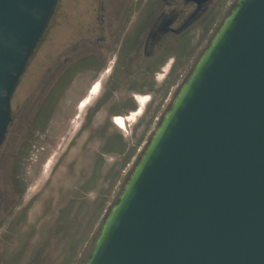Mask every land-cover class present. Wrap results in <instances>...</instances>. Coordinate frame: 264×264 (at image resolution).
<instances>
[{
  "label": "water",
  "instance_id": "obj_1",
  "mask_svg": "<svg viewBox=\"0 0 264 264\" xmlns=\"http://www.w3.org/2000/svg\"><path fill=\"white\" fill-rule=\"evenodd\" d=\"M58 2L0 0V149L12 96ZM103 145L76 191L117 179L125 159ZM136 147L123 184L89 215L92 253L74 262L75 240L65 264H264V0H230L149 140Z\"/></svg>",
  "mask_w": 264,
  "mask_h": 264
},
{
  "label": "flooded vegetation",
  "instance_id": "obj_2",
  "mask_svg": "<svg viewBox=\"0 0 264 264\" xmlns=\"http://www.w3.org/2000/svg\"><path fill=\"white\" fill-rule=\"evenodd\" d=\"M218 1L196 5L184 0H92V10H67V0H59L12 96V120L0 149V230L8 229L6 237L16 233L28 214L29 208L22 206L29 192L27 175L32 172L25 167L32 156L44 155L45 146L53 147L49 142L58 138L57 130L61 142L72 143L70 149L81 140L103 142L102 152L108 155L121 151L125 160L119 169L115 167L117 179L109 188L123 184L138 152L136 144L149 140L178 83L208 43L209 31L226 14L227 10H213ZM117 2L119 10H112ZM48 36L59 44L53 67L37 63ZM97 85L98 94L82 109ZM143 98L148 101L142 109ZM120 119L128 120L123 129ZM94 186L88 182L78 190L74 208L79 204L87 212ZM94 221L85 259L97 237Z\"/></svg>",
  "mask_w": 264,
  "mask_h": 264
},
{
  "label": "rangeland",
  "instance_id": "obj_3",
  "mask_svg": "<svg viewBox=\"0 0 264 264\" xmlns=\"http://www.w3.org/2000/svg\"><path fill=\"white\" fill-rule=\"evenodd\" d=\"M229 2L219 0L213 10H228ZM66 6L67 10H92L93 3L92 0H67ZM119 8L118 2L112 5V10ZM211 33L209 31L210 36ZM48 37L37 63L53 67L59 44L54 37ZM55 136L58 138L49 142L53 147L45 146L44 155L32 156L34 160L30 163L31 167H25L27 173L32 172L27 175L29 192L22 206L23 209L29 208L28 214L23 216L22 223L11 238L6 237L8 229L0 230V264H65L72 258V247L75 245L72 243L75 240L79 244L74 253V262L85 256L88 240L92 237L88 231V214H93L106 196L114 195L116 191L113 184L109 188L111 178L108 176L100 187L89 191L90 205L87 212H83L79 204L74 208L72 200L79 198L81 193L76 188L85 180L87 168L98 152L100 143L74 141L70 149L72 143L60 141V130L55 131ZM69 236L72 239L68 241Z\"/></svg>",
  "mask_w": 264,
  "mask_h": 264
},
{
  "label": "bare ground",
  "instance_id": "obj_4",
  "mask_svg": "<svg viewBox=\"0 0 264 264\" xmlns=\"http://www.w3.org/2000/svg\"><path fill=\"white\" fill-rule=\"evenodd\" d=\"M98 92H99V86L97 85V86H94V88L92 89V92H91V94H90V98H88L86 101H84L83 102V104H82V109H84V108H86L87 107V105L89 104V102H90V99L92 98V97H94V96H96L97 94H98ZM143 97V96H142ZM145 97V96H144ZM147 99L146 98H143V99H141V103H140V105H141V108L143 109V107H144V105L147 103ZM146 106V105H145ZM140 108V107H139ZM141 111L142 110H140L138 113H136V114H134L131 118H130V122L131 121H134L136 118H138V116L141 114ZM128 121V120H127ZM127 121L126 120H124V121H122V119H120L119 121H118V125H119V127L120 128H124L125 126H126V124H127ZM129 123V122H128Z\"/></svg>",
  "mask_w": 264,
  "mask_h": 264
}]
</instances>
